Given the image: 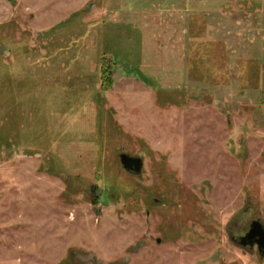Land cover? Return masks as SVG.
<instances>
[{"label":"rangeland","instance_id":"rangeland-1","mask_svg":"<svg viewBox=\"0 0 264 264\" xmlns=\"http://www.w3.org/2000/svg\"><path fill=\"white\" fill-rule=\"evenodd\" d=\"M258 219L264 0H0V264H264Z\"/></svg>","mask_w":264,"mask_h":264},{"label":"water","instance_id":"water-1","mask_svg":"<svg viewBox=\"0 0 264 264\" xmlns=\"http://www.w3.org/2000/svg\"><path fill=\"white\" fill-rule=\"evenodd\" d=\"M120 161L126 171L135 175L141 174L143 169L142 158L132 157L131 155L123 153L120 155ZM247 244L252 247L257 245L261 257H264V226L259 221L252 224L243 242L239 245L246 248Z\"/></svg>","mask_w":264,"mask_h":264},{"label":"flooded vegetation","instance_id":"flooded-vegetation-1","mask_svg":"<svg viewBox=\"0 0 264 264\" xmlns=\"http://www.w3.org/2000/svg\"><path fill=\"white\" fill-rule=\"evenodd\" d=\"M256 221H259V222L264 226V224H263V222H262L261 220H259V219H258V220H254V221L250 222L248 228H247V226H246L245 230L241 231L240 233H239V232H237V233L231 232V233H230V238H231V240H232L234 243H236V244H240V243H242V242H243V239L246 237L247 233L249 232L250 228L252 227V224H253L254 222H256ZM255 247H257V245H255L254 247H252L251 245H248V244H247V246H246V248H251V249H253V248H255ZM257 248H258V247H257Z\"/></svg>","mask_w":264,"mask_h":264}]
</instances>
